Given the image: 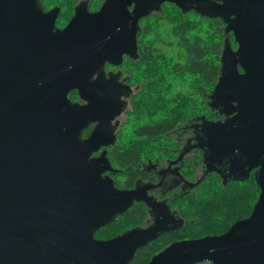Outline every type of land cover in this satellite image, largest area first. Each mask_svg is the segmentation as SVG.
<instances>
[{
	"label": "water",
	"instance_id": "95a60500",
	"mask_svg": "<svg viewBox=\"0 0 264 264\" xmlns=\"http://www.w3.org/2000/svg\"><path fill=\"white\" fill-rule=\"evenodd\" d=\"M219 1L109 0L63 30L40 28L45 39L30 42L23 31L30 27L0 18V264H130L156 239V228L95 239L140 198L102 177L109 168L90 159L99 138L83 140L82 133L112 114L95 77L107 63L137 54L139 21L166 2L227 21L240 46L233 53L225 44L213 98L225 110L238 102L245 118L211 123L205 147L231 173L258 168L260 195L251 215L226 233L173 243L149 264H264V118H246L255 108L264 115V10L254 0ZM13 2L0 0V11ZM74 91L87 104L73 102Z\"/></svg>",
	"mask_w": 264,
	"mask_h": 264
},
{
	"label": "flooded vegetation",
	"instance_id": "af4514ba",
	"mask_svg": "<svg viewBox=\"0 0 264 264\" xmlns=\"http://www.w3.org/2000/svg\"><path fill=\"white\" fill-rule=\"evenodd\" d=\"M108 1L14 0L13 3L4 5L0 11V18L4 23L30 27L27 30L23 29L32 34L28 38L29 42L42 41L45 36L40 33L45 27L54 26L58 30H63L76 16L99 13ZM212 1L221 4L219 0ZM167 4L179 8L176 4L166 2L160 10L149 16L161 15ZM252 4L254 9L264 10V0H254ZM133 9L134 6L129 8L130 11ZM179 9L185 14L195 13L220 24L219 30L224 37L220 55V78L225 44L232 48L233 53L240 47L234 34L227 30V21L205 15V8L200 12L193 8ZM148 17L142 18L138 23L137 54L124 55L119 65L107 63L102 72L95 77L96 93L110 105L112 114L109 113L105 120L92 123L82 133L83 140L93 136L99 138L97 143L101 147L90 159H102L103 167L109 168L102 177L110 178L120 191L137 190L140 198L123 215L117 216L113 222L96 231L94 237L97 241H108L131 231L156 228L158 230L156 239L139 248L137 252L155 243L166 244L163 249L165 250L173 243L191 240L189 238L175 240V237L185 232L193 222V219L185 218V209L191 208L192 199L200 193L206 180L211 179L223 188L244 184L258 186L256 180L258 168L231 173L224 168V164L216 165L212 153L205 147L204 130L211 123L245 118L239 114L238 102L230 103L225 110L221 105H216L212 92L208 95L206 113L204 109L179 124L175 123L174 117H170L169 122L173 123L169 130L153 132L145 130L167 118L161 115L153 117L145 114L136 115L134 108L137 98L144 97L147 94L146 88L150 85L144 74L146 46L143 26L144 20ZM168 37V34H163L160 41L157 40L155 53L158 56L169 52L161 44L162 39L166 40ZM228 62L227 60V64ZM236 71L240 75L245 73L240 64L236 66ZM254 83L258 94V80L256 79ZM167 87L171 88L169 95L175 97L178 85L169 82ZM69 97L75 103L87 104L77 91L72 92ZM246 118H264V115H258V109L255 108L252 116ZM132 122L137 123L131 130H126Z\"/></svg>",
	"mask_w": 264,
	"mask_h": 264
},
{
	"label": "trees",
	"instance_id": "16d2710c",
	"mask_svg": "<svg viewBox=\"0 0 264 264\" xmlns=\"http://www.w3.org/2000/svg\"><path fill=\"white\" fill-rule=\"evenodd\" d=\"M219 25L211 18L185 14L172 4H167L161 15L154 14L144 20V74L150 85L146 88L148 97L137 98L134 108L136 115L167 117L145 130H169L173 123L169 122L170 117L179 124L204 109L207 112L208 95L214 91L220 75L224 37ZM163 34L169 37L162 39L161 44L171 47L174 56L155 53L157 40ZM169 82L178 85L175 97L169 95ZM259 194L260 188L255 184L223 188L211 179L206 180L200 193L192 199L191 208L185 209V218L193 222L175 240L226 233L235 222L251 215ZM166 246L155 243L138 251L131 264H148Z\"/></svg>",
	"mask_w": 264,
	"mask_h": 264
},
{
	"label": "rangeland",
	"instance_id": "374dc122",
	"mask_svg": "<svg viewBox=\"0 0 264 264\" xmlns=\"http://www.w3.org/2000/svg\"><path fill=\"white\" fill-rule=\"evenodd\" d=\"M165 46V45H164ZM165 50L169 51L168 54L169 56H174L172 50H170L171 47H168V46H165L163 47ZM148 97L147 94L144 95L143 99H146ZM135 123L137 122H132L131 124H129L127 127H126V130H131L133 128V125H135Z\"/></svg>",
	"mask_w": 264,
	"mask_h": 264
},
{
	"label": "built area",
	"instance_id": "2783aa9c",
	"mask_svg": "<svg viewBox=\"0 0 264 264\" xmlns=\"http://www.w3.org/2000/svg\"><path fill=\"white\" fill-rule=\"evenodd\" d=\"M200 264H212V263L209 262V261H205V262H202V263H200Z\"/></svg>",
	"mask_w": 264,
	"mask_h": 264
}]
</instances>
